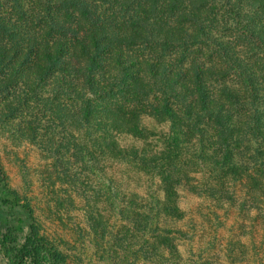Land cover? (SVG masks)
Returning <instances> with one entry per match:
<instances>
[{"label":"trees","instance_id":"1","mask_svg":"<svg viewBox=\"0 0 264 264\" xmlns=\"http://www.w3.org/2000/svg\"><path fill=\"white\" fill-rule=\"evenodd\" d=\"M144 116L168 123L159 150L119 141L146 137ZM0 125L52 159L43 203L77 197L88 229L110 226L88 182L104 160L158 179L153 193L107 181L118 250L264 264V0H0ZM180 191L206 203L197 236ZM79 233L50 235L0 161L9 264H82Z\"/></svg>","mask_w":264,"mask_h":264},{"label":"rangeland","instance_id":"2","mask_svg":"<svg viewBox=\"0 0 264 264\" xmlns=\"http://www.w3.org/2000/svg\"><path fill=\"white\" fill-rule=\"evenodd\" d=\"M141 127L145 131L146 137L140 138L131 134H122L119 136L120 143L126 146L146 147L151 151L159 150L164 146L166 135H169L168 123L158 122L151 116H144L141 118ZM18 136V134L15 135L0 125V161L4 165L11 186L31 198L38 220L50 235L54 234L56 237L60 235L70 239L71 237L74 238V233L79 231V237H82L83 242L76 255L80 259L83 258L84 263L82 264H135V262L136 264H154L153 261H144L138 255H132L137 247L136 244L130 246V251L124 252L115 247L117 244L113 237V230L122 226L123 221L105 201L103 194L107 192V181H110L111 185L120 191L160 192L156 177L142 174L129 166L111 160H104L102 163L105 165L102 168L103 171L97 170L98 176L90 178V180H88L89 176L85 175V179L92 185L95 184L99 194L102 195L97 199L96 205L100 209L105 224L109 223L110 226H103L102 228L100 225L95 229H88L84 212L85 208L88 210V207L84 208L83 202L77 197L75 203L65 199L57 204L56 212H53L54 208L51 207V203H56L55 201L48 198V204L43 203L44 196L47 199L49 186L45 176L50 172L53 161L42 155L35 145L18 140ZM178 198L187 212V220L191 224H195L194 232L197 233V236L201 231L200 220L206 219L202 216L203 213H207L206 203L181 191ZM184 220V223L188 224L186 216ZM200 242H205V240ZM199 244L198 246L202 245ZM184 254L190 255L187 246L184 248ZM0 264H9L2 254H0Z\"/></svg>","mask_w":264,"mask_h":264}]
</instances>
